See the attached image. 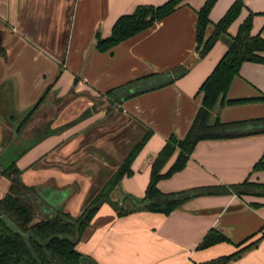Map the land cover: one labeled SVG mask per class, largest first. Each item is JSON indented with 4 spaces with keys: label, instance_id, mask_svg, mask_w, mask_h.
Returning <instances> with one entry per match:
<instances>
[{
    "label": "crops",
    "instance_id": "crops-1",
    "mask_svg": "<svg viewBox=\"0 0 264 264\" xmlns=\"http://www.w3.org/2000/svg\"><path fill=\"white\" fill-rule=\"evenodd\" d=\"M166 1L0 0V157L6 156L13 141L21 145L42 138L49 125L55 131L17 160L24 180L38 187L43 214L54 213L60 201L71 198L65 205L83 204L91 188L112 173L108 162L122 159L124 147L129 148L141 132L152 130L132 165L134 174L125 176L112 194L114 200L123 194L144 197L153 162L173 134L179 138L187 134L201 105V85L250 12L257 13L252 34L264 36L260 14L264 0H244L246 7L229 34L201 58L198 10L207 0H185L153 27L109 51L97 49L98 38L110 36L120 16L138 5ZM235 1H217L207 37ZM180 67L188 68L187 73L169 83ZM51 84L37 111L24 122ZM260 96L264 63L245 62L227 98ZM213 116L236 123L229 129L233 136L200 141L186 168L159 182L162 191L229 186L247 179L264 183V169H254L264 157V101L218 105ZM85 141L91 146L81 149ZM177 156L178 152L163 171ZM36 162L38 168L32 167ZM10 185L0 173V199ZM212 229L222 231L231 242L200 249ZM263 232V196L202 195L169 215L139 211L119 217L104 203L77 249L98 264H201L233 253L236 244L256 234L248 243L254 241ZM229 264H264V238Z\"/></svg>",
    "mask_w": 264,
    "mask_h": 264
},
{
    "label": "trees",
    "instance_id": "trees-1",
    "mask_svg": "<svg viewBox=\"0 0 264 264\" xmlns=\"http://www.w3.org/2000/svg\"><path fill=\"white\" fill-rule=\"evenodd\" d=\"M184 1L167 0L161 5H138L132 13L117 19L110 36L98 38L97 49L101 52L109 51L121 42L153 27L157 22L175 12ZM217 1L207 0L198 10L196 39L201 58L210 52L223 34H229V28L246 7L244 0H236L223 18L214 24V31L207 37L208 27L212 23L210 14ZM260 14L264 15V12ZM256 15L257 13L250 12L242 22L237 34L232 36L229 49L201 85L199 90L202 95L201 105L187 134L183 138L173 134L159 152L152 164L150 182L144 197L136 198L131 194H123L121 199L114 200L112 194L125 176L134 174L132 165L153 135L152 130H145L141 137L127 148L119 164L113 166L110 161L108 162V166H113L112 173L108 174L109 176L100 186L91 189L85 205L78 214L65 208H58L52 214H43L38 187L35 184H28L24 180L23 171L17 167V160L21 156L42 138L55 132L51 130L50 125L42 138L26 140L21 145H16L13 141L7 156L0 157V166L4 169L2 174L11 181L8 193L0 199V208L13 224V226L8 225L0 215V264H98L92 256L81 253L77 245L104 203L110 204L117 211L118 216L123 217L139 211L169 215L181 209L191 199L202 195L235 194L264 197V183L252 182L248 179L229 186L199 187L170 193L159 188L161 180L169 179L186 168L200 141L233 136L229 133V129L236 123H224L219 116H213L218 105L264 101V96L227 98L231 85L235 77L240 74L245 62L264 63V36L252 34ZM2 53L3 51L0 50V55ZM187 71L188 68L185 67L176 69L169 83L185 75ZM52 86L51 84L47 87L38 102L26 114L24 122L37 111ZM109 93L114 94L113 91ZM17 127L20 130L23 123ZM177 152L175 162L167 171H163ZM38 165L39 163L36 162L32 167L36 168ZM14 168L16 170L11 174ZM254 169H264V157L257 162ZM128 202H131L133 207L126 209L125 204ZM254 205L259 206V204ZM255 235L236 244L237 250L233 253L201 264H229L241 258L247 251L257 247L264 238L263 232L259 238L248 243ZM223 242H231V239L219 229H212L200 243L199 248L205 249Z\"/></svg>",
    "mask_w": 264,
    "mask_h": 264
},
{
    "label": "rangeland",
    "instance_id": "rangeland-1",
    "mask_svg": "<svg viewBox=\"0 0 264 264\" xmlns=\"http://www.w3.org/2000/svg\"><path fill=\"white\" fill-rule=\"evenodd\" d=\"M143 133L141 132L140 134H139V136L137 137V140L141 137V135H142ZM127 151V147H124V152H126ZM122 159H113V160H111V163H112V165L114 166V165H116V164H119L120 163V161H121ZM111 168L112 167H108V169H109V172H110V170H111ZM113 169V168H112ZM110 174V173H109ZM106 176H109L108 175V173H106L105 174ZM90 193V192H89ZM89 193H88V195H89ZM88 197V196H87ZM70 201H72V198L71 199H68L67 201H60L61 203H58V205L56 206V208H62V209H70V210H72V211H74V212H76V214H78L79 212H81V209L83 208V206L85 205V203H86V201H87V198H86V200H85V202L83 203V204H81L80 206L79 205H77L76 204V201H75V203H72L71 204V206H68V205H65L66 203H69ZM58 202V201H57ZM131 207H133V205H132V203L130 202H128V203H126L125 204V208L127 209V208H131Z\"/></svg>",
    "mask_w": 264,
    "mask_h": 264
},
{
    "label": "flooded vegetation",
    "instance_id": "flooded-vegetation-1",
    "mask_svg": "<svg viewBox=\"0 0 264 264\" xmlns=\"http://www.w3.org/2000/svg\"><path fill=\"white\" fill-rule=\"evenodd\" d=\"M16 142V141H15ZM12 144V143H11ZM91 146V143L90 142H83V144L81 145V149H86L87 147L89 148ZM9 150V149H8ZM7 150V151H8ZM6 156H7V153H6ZM5 156V157H6ZM1 167V166H0ZM38 168V167H37ZM15 170H16V168H14ZM4 169H3V167H1V169H0V173L2 174V171H3ZM15 172V171H14ZM94 188V187H93ZM92 189V188H91ZM90 192H91V190H90Z\"/></svg>",
    "mask_w": 264,
    "mask_h": 264
},
{
    "label": "water",
    "instance_id": "water-1",
    "mask_svg": "<svg viewBox=\"0 0 264 264\" xmlns=\"http://www.w3.org/2000/svg\"><path fill=\"white\" fill-rule=\"evenodd\" d=\"M14 171H15V169H13V170L11 171V174H13ZM0 215H1V217L5 220V222H6L8 225L13 226V224H12L11 221L7 218V216L4 214V212L1 210V208H0Z\"/></svg>",
    "mask_w": 264,
    "mask_h": 264
}]
</instances>
